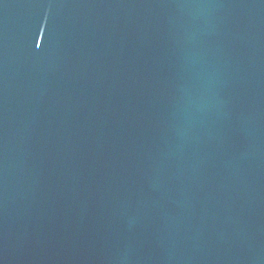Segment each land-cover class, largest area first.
Segmentation results:
<instances>
[{
  "label": "water",
  "instance_id": "95a60500",
  "mask_svg": "<svg viewBox=\"0 0 264 264\" xmlns=\"http://www.w3.org/2000/svg\"><path fill=\"white\" fill-rule=\"evenodd\" d=\"M0 264H264V0H0Z\"/></svg>",
  "mask_w": 264,
  "mask_h": 264
}]
</instances>
